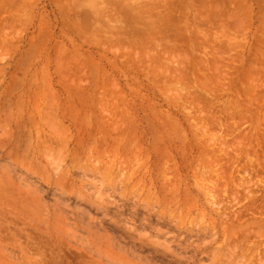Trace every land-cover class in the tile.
I'll return each mask as SVG.
<instances>
[{"label": "rangeland", "instance_id": "374dc122", "mask_svg": "<svg viewBox=\"0 0 264 264\" xmlns=\"http://www.w3.org/2000/svg\"><path fill=\"white\" fill-rule=\"evenodd\" d=\"M0 264H264V0H0Z\"/></svg>", "mask_w": 264, "mask_h": 264}]
</instances>
